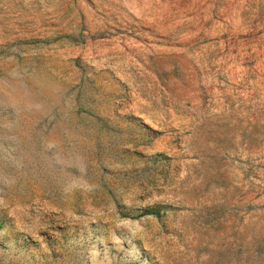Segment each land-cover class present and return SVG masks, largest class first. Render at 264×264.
<instances>
[{
	"label": "rangeland",
	"instance_id": "1",
	"mask_svg": "<svg viewBox=\"0 0 264 264\" xmlns=\"http://www.w3.org/2000/svg\"><path fill=\"white\" fill-rule=\"evenodd\" d=\"M0 264H264V0H0Z\"/></svg>",
	"mask_w": 264,
	"mask_h": 264
},
{
	"label": "clouds",
	"instance_id": "2",
	"mask_svg": "<svg viewBox=\"0 0 264 264\" xmlns=\"http://www.w3.org/2000/svg\"><path fill=\"white\" fill-rule=\"evenodd\" d=\"M48 147L53 148V147H55V145L49 144ZM74 159L79 162L77 165L79 170L81 172H84L86 170V165L83 162V157L77 155ZM77 179L81 180L82 184L86 185L89 190H91L94 187V185L90 184L87 180H83L82 177L77 178ZM8 183H14V181H8ZM80 186H81L80 184H77L75 181H73L65 187L64 191L66 193H71L73 190H75L76 188H78ZM94 255L98 258L99 257V250H96Z\"/></svg>",
	"mask_w": 264,
	"mask_h": 264
},
{
	"label": "trees",
	"instance_id": "3",
	"mask_svg": "<svg viewBox=\"0 0 264 264\" xmlns=\"http://www.w3.org/2000/svg\"><path fill=\"white\" fill-rule=\"evenodd\" d=\"M159 214H160V208L155 207V208H150V209H144L140 211L136 216H133V217L144 216V215H151L154 217H158ZM121 216L124 217L126 215L121 213Z\"/></svg>",
	"mask_w": 264,
	"mask_h": 264
}]
</instances>
